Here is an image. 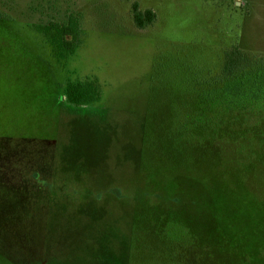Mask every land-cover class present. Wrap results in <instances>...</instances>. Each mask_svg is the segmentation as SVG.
Masks as SVG:
<instances>
[{"label":"rangeland","instance_id":"374dc122","mask_svg":"<svg viewBox=\"0 0 264 264\" xmlns=\"http://www.w3.org/2000/svg\"><path fill=\"white\" fill-rule=\"evenodd\" d=\"M167 2L0 0V264H264V0Z\"/></svg>","mask_w":264,"mask_h":264},{"label":"trees","instance_id":"16d2710c","mask_svg":"<svg viewBox=\"0 0 264 264\" xmlns=\"http://www.w3.org/2000/svg\"><path fill=\"white\" fill-rule=\"evenodd\" d=\"M132 11L135 23L139 28L152 25L157 18V13L154 9H141L139 3L136 1L133 3ZM82 21L83 16L81 13L73 12L69 14L65 22L60 23L64 33V47L68 54L73 53L81 41L80 34L82 31ZM243 56L247 58L248 66H250L249 57L242 55V52L239 48H233L229 52L225 53L223 68L226 75L228 76L230 84L234 83L235 80L239 78L245 79L247 81L249 79V77L245 76L249 74L247 71L248 68L238 71ZM262 71H264V67L259 69L258 77ZM88 80L89 81L86 83L72 81L67 83L64 91V98L68 101V103L75 107H80L89 103L97 102L101 99V88L98 82L93 78H89ZM249 80L252 79L250 78ZM254 92H252V94ZM197 259L199 264H202L199 258ZM183 261L185 264H191L187 260Z\"/></svg>","mask_w":264,"mask_h":264},{"label":"crops","instance_id":"0c3cea01","mask_svg":"<svg viewBox=\"0 0 264 264\" xmlns=\"http://www.w3.org/2000/svg\"><path fill=\"white\" fill-rule=\"evenodd\" d=\"M170 2H167L165 3V7L169 8L170 9V12H169V16L173 19V20H176L178 18H180V11L185 7L187 6V3H183L182 0L180 1H177V0H169ZM161 5H162V2H161ZM140 8L141 9H145V8H150L152 7L155 11H159L160 12V17L162 18H166L164 15H163V11H162V8L160 5H155L153 4V1H150L149 3H145V5L143 4H139ZM164 6V4H163ZM155 23V22H154ZM153 23V24H154ZM152 24V25H153ZM152 25H149V26H152ZM148 27V26H147ZM81 33H83V27H82V31ZM155 41V40H153Z\"/></svg>","mask_w":264,"mask_h":264}]
</instances>
